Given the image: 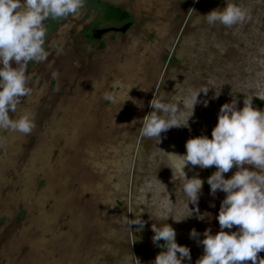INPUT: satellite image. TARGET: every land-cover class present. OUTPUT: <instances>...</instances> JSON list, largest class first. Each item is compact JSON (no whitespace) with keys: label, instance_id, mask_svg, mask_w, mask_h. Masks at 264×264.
Returning <instances> with one entry per match:
<instances>
[{"label":"rangeland","instance_id":"374dc122","mask_svg":"<svg viewBox=\"0 0 264 264\" xmlns=\"http://www.w3.org/2000/svg\"><path fill=\"white\" fill-rule=\"evenodd\" d=\"M100 1L128 11L132 32L113 41L105 35L103 49L83 36L76 39L92 20L108 26L86 1L56 28L46 20L47 55L27 63L31 91L9 113H29L34 127L27 135L0 130V264H136L132 255L151 264L158 254L151 225L164 223L174 229L175 242L189 248L188 264H195L202 245L189 238L190 229L199 239L206 228L219 231L215 217L224 193L210 195L206 182L198 211L175 221L193 205L180 191L182 176L166 165L169 155L185 153L187 139L210 138L219 107L233 96L237 108L252 96V106L264 110V0ZM224 3L239 5L249 18L226 28L199 16ZM53 71L60 76L52 77ZM202 86L208 92L198 94L201 103L187 127L170 128L157 144L139 135L152 98H175L186 114L190 92ZM183 171L186 178L206 181L215 168L188 165ZM137 212L143 228L128 229L124 218Z\"/></svg>","mask_w":264,"mask_h":264},{"label":"clouds","instance_id":"9594fccd","mask_svg":"<svg viewBox=\"0 0 264 264\" xmlns=\"http://www.w3.org/2000/svg\"><path fill=\"white\" fill-rule=\"evenodd\" d=\"M83 4L84 0H0V130L31 133L34 124L29 113L24 112L16 118L9 116L10 112H17L21 98L31 91L27 86L25 67L29 61H42L47 55L43 47L44 22L49 18L55 20L75 15ZM199 16L208 25L219 24L226 28L243 24L249 18L235 3H224L223 8ZM208 89L202 86L190 92L187 103L191 110L186 114L180 112L175 98L173 102H163V97L152 98L149 102L151 111L142 118L139 135L154 139L157 144L161 134L170 128L187 127L194 105L201 103L198 94H207ZM104 98L116 102L112 94H106ZM252 98L243 99L240 108L236 106L235 96L230 102L223 103L210 138L204 135L189 138L185 141L183 155L168 157L166 166L182 176L180 191L187 198V205H193L191 211L186 205L188 214L175 221L198 211L195 206L202 183L208 184L210 195L214 196L217 191L224 193L215 217L219 231L212 234L206 228L202 239L195 229L189 231V238L202 245V255L195 264H264V258L258 256L264 252V110L254 108ZM203 106H207V101H203ZM188 165L201 169L214 166L215 171L206 181L186 178L183 169ZM233 167L236 170L225 178L223 174ZM141 212L132 215L131 220L124 218L128 229V225L133 224L139 226L137 230L143 228ZM233 226H236L235 231H224ZM151 232L152 243L162 249L151 264H188L191 259L189 248L175 242L172 227L166 223L159 228L151 225ZM160 241L163 243H158ZM132 258L139 264L133 255Z\"/></svg>","mask_w":264,"mask_h":264},{"label":"flooded vegetation","instance_id":"af4514ba","mask_svg":"<svg viewBox=\"0 0 264 264\" xmlns=\"http://www.w3.org/2000/svg\"><path fill=\"white\" fill-rule=\"evenodd\" d=\"M96 1H98L99 3H101L102 1H100V0H94V2H92L93 4H94V6H96L97 4H95V2ZM102 3H106V2H102ZM106 4H108V5H111V6H113L114 8H118V9H120L121 11H123V12H125L126 14H127V19H115L114 21H110V22H106V23H108V26L107 27H99V25H96V22L97 21H94V20H92V21H90V22H88V23H86V25H84L85 27L84 28H81L80 30H78L77 31V35H76V39L78 38V36L80 37L81 36V38H82V36H83V38H82V41L84 42V41H88V40H91V41H94V42H98V47H100V49H103L104 48V42H102L101 41V39L105 36V35H109V38L113 41V40H115V38L117 37V36H121V37H124V36H126V35H128L129 33H131L132 31L131 30H133V28H132V25L134 24L133 23V19H132V17H131V15L129 14V12L128 11H125V10H123L122 8H121V6H118V5H113V4H109V3H106ZM86 5V4H85ZM94 6H90L91 7V9H93V10H95V12H96V14H98V18H100V17H102L103 18V16H102V9H99V8H95ZM100 6V5H99ZM93 10H91V11H93ZM94 12V11H93ZM84 14V13H83ZM93 18H95V17H93ZM74 18H71L70 17V20H73ZM60 21H61V19H59V20H56L55 19V21L54 22H52L51 20H50V18L47 20V22L45 23L46 25H48V26H50L49 24H51V23H56V25H55V28L58 26V24L60 23ZM70 23L68 22V23H66L65 25H69ZM109 24H111V25H109ZM127 26V28L123 31V32H120V31H112V32H108V33H106V34H104L102 37H101V39L100 40H98V41H95V40H92V39H90L89 38V36H91V34L90 35H88V31H92V30H94V29H103V28H116V29H120V28H123V27H126ZM62 30V29H61ZM60 30V31H61ZM56 31V30H55ZM87 39V40H86ZM43 47H44V49L47 47V44L45 43L44 45H43ZM31 62V61H30ZM57 76H60L59 75V73H57V72H52V77H57ZM83 112V111H82ZM96 113V112H95ZM127 119V116H124V120H126ZM79 120V119H78ZM82 120V119H81ZM81 120H79V121H81ZM84 121L86 120V121H88V119H83ZM82 123H84V122H82ZM89 123H91V121L89 122ZM81 125V124H80ZM84 124H82V126H81V128L80 129H83L84 128V126H83ZM96 125V124H95ZM84 131V130H83ZM82 131V132H83ZM95 133V132H94ZM93 133V134H94Z\"/></svg>","mask_w":264,"mask_h":264},{"label":"trees","instance_id":"16d2710c","mask_svg":"<svg viewBox=\"0 0 264 264\" xmlns=\"http://www.w3.org/2000/svg\"><path fill=\"white\" fill-rule=\"evenodd\" d=\"M84 1L89 2V3L94 2V0H84ZM95 4L100 5V7H101L102 16L105 19L104 22L114 21L115 19H127V17H128L125 12L121 11L118 8H114L113 6L108 5L106 3H102V2L99 3L98 1H96ZM89 38L92 39L91 36H89ZM255 102H257V101L255 100ZM257 104H259V103L257 102ZM158 243L162 244L163 242L160 241ZM160 250H162V249H160L159 247L156 246L157 253Z\"/></svg>","mask_w":264,"mask_h":264},{"label":"water","instance_id":"95a60500","mask_svg":"<svg viewBox=\"0 0 264 264\" xmlns=\"http://www.w3.org/2000/svg\"><path fill=\"white\" fill-rule=\"evenodd\" d=\"M126 28H127V26L120 28V29H116V28L94 29L91 31V38H92V40H100L101 37L108 32H112V31L123 32Z\"/></svg>","mask_w":264,"mask_h":264}]
</instances>
